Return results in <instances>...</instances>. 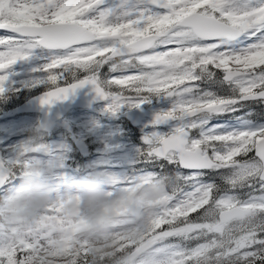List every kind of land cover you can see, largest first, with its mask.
<instances>
[{"label": "snow or ice", "instance_id": "obj_1", "mask_svg": "<svg viewBox=\"0 0 264 264\" xmlns=\"http://www.w3.org/2000/svg\"><path fill=\"white\" fill-rule=\"evenodd\" d=\"M0 31V95L43 50L42 105L85 86L113 113L167 101L136 175L113 176L176 177L149 231L122 238L125 264H264V0H0ZM30 165L0 161V194ZM57 221L50 206L26 230L0 222V264H43ZM53 255L88 264L72 237Z\"/></svg>", "mask_w": 264, "mask_h": 264}, {"label": "clouds", "instance_id": "obj_2", "mask_svg": "<svg viewBox=\"0 0 264 264\" xmlns=\"http://www.w3.org/2000/svg\"><path fill=\"white\" fill-rule=\"evenodd\" d=\"M45 129L34 130L22 145L18 157L30 159L31 165L17 183L0 194V222L5 227L26 230L50 206L62 205L66 222L83 220L80 230H69L52 224L50 231L56 242L45 245L40 254L43 264H68L63 256L53 253L65 237H72L73 253L87 251L88 264H125L129 251H121L123 239L139 240L151 228V216L172 189L176 177L165 174L152 183L137 182L133 191H121L114 198L105 196L113 183L107 172L93 168L86 174L61 182L55 179L54 161H42L32 155L43 150Z\"/></svg>", "mask_w": 264, "mask_h": 264}, {"label": "rangeland", "instance_id": "obj_3", "mask_svg": "<svg viewBox=\"0 0 264 264\" xmlns=\"http://www.w3.org/2000/svg\"><path fill=\"white\" fill-rule=\"evenodd\" d=\"M0 34H3L2 31H0ZM47 55V52L37 50L29 58L28 66H21L18 63L14 65L11 69L10 80L17 82V86L21 85L18 87L22 88V85L29 81L32 84L36 79H43L45 74L34 70L43 66ZM29 78L32 80H27ZM108 103L109 101L97 107L106 111L104 116L92 114L86 110H76L66 115L65 119L72 126L73 131L71 132H67V128L64 127L63 129L57 124L51 132L46 133L43 142L46 140L45 144L49 151L39 155V158L42 161H54L55 179L65 182L70 177L86 174L93 168L107 172L112 177L116 176L122 180L136 175L139 164L133 163L131 159L135 148L130 144H126V141L119 140L116 130L112 128V126L117 127L120 124L118 118L123 111L132 109V107L126 105L118 112L113 113L106 110ZM141 106L149 109L150 112H157L161 108L168 107V103L165 100L153 99L151 103H145ZM37 119L38 114L29 112L18 113L16 108L8 110L4 115H0V149L4 162L15 160L18 157L22 145L31 136L26 135L25 131H28L32 123L36 122ZM130 129H133V132H135L134 137L138 140H142L143 137L156 130L150 119H145L140 126L137 128L131 127ZM123 135L128 136V131L126 130ZM75 139L83 140L86 143L89 151L86 157H78L72 154V142ZM142 147L144 148L145 145L142 144ZM64 156L74 161L72 160L70 164H62L60 158ZM124 189H127V191L134 190L133 185L125 187L118 184L113 178V183L105 190V196L112 199ZM57 211L64 223L61 224L57 221L53 224L60 226L62 229L69 230L75 234L84 224L83 220L66 222L61 215L62 205H57ZM63 245L64 239L55 252L60 250Z\"/></svg>", "mask_w": 264, "mask_h": 264}, {"label": "water", "instance_id": "obj_4", "mask_svg": "<svg viewBox=\"0 0 264 264\" xmlns=\"http://www.w3.org/2000/svg\"><path fill=\"white\" fill-rule=\"evenodd\" d=\"M45 92L31 97L26 102L22 103L17 108V110L19 112H39L41 114V118L36 125V129H45L46 131L51 130V128L54 126V123L60 119L70 108L75 106H87L92 108L93 104L103 101L97 96L96 92L91 86H85L83 88L77 89L65 100L57 101L52 105H42L40 103V98L45 94ZM146 116H150L153 120L155 119V114L149 115L148 112L142 108H136L125 113V117L130 120L133 126H137ZM61 124L65 127H68L66 122H61ZM75 146L82 156L87 154V147L83 141L76 140ZM0 161H2L1 152Z\"/></svg>", "mask_w": 264, "mask_h": 264}, {"label": "trees", "instance_id": "obj_5", "mask_svg": "<svg viewBox=\"0 0 264 264\" xmlns=\"http://www.w3.org/2000/svg\"><path fill=\"white\" fill-rule=\"evenodd\" d=\"M28 85L29 84H25L22 85V88H19L18 86L21 85L17 86V83L10 82V87L8 88V90L3 95H0V115L6 114L10 109H15L22 101H24L28 97L38 93L43 89H46L44 86L31 87ZM29 133H31V131H29ZM130 133L132 134V132ZM131 140L134 139L132 138ZM74 153L77 156V152L75 150ZM137 159L138 157L135 158V160Z\"/></svg>", "mask_w": 264, "mask_h": 264}]
</instances>
